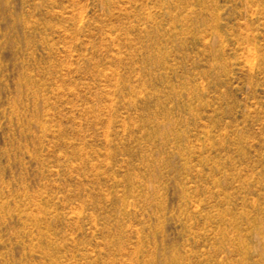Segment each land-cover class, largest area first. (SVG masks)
Wrapping results in <instances>:
<instances>
[{
    "label": "rangeland",
    "instance_id": "1",
    "mask_svg": "<svg viewBox=\"0 0 264 264\" xmlns=\"http://www.w3.org/2000/svg\"><path fill=\"white\" fill-rule=\"evenodd\" d=\"M0 264H264V0H0Z\"/></svg>",
    "mask_w": 264,
    "mask_h": 264
}]
</instances>
